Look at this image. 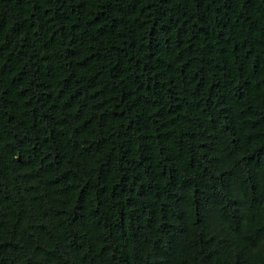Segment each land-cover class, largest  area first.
<instances>
[{"label":"trees","instance_id":"obj_1","mask_svg":"<svg viewBox=\"0 0 264 264\" xmlns=\"http://www.w3.org/2000/svg\"><path fill=\"white\" fill-rule=\"evenodd\" d=\"M0 264H264V0H0Z\"/></svg>","mask_w":264,"mask_h":264}]
</instances>
